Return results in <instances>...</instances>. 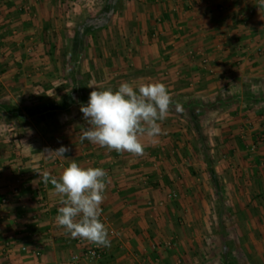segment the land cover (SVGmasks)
<instances>
[{"label":"crops","instance_id":"1","mask_svg":"<svg viewBox=\"0 0 264 264\" xmlns=\"http://www.w3.org/2000/svg\"><path fill=\"white\" fill-rule=\"evenodd\" d=\"M161 1L93 0L89 4L84 0L67 10L69 0H0V103L19 109L50 101L63 100L64 105L54 118L38 124L30 121L24 110V122L7 121L2 116L6 111L0 107V264H65L73 253L81 251L74 238L55 222L60 204L50 182L51 178L59 177L71 160L82 167L104 169L113 165L101 208L115 235L109 236L110 247H101L103 256L99 261L82 264H179L181 259L185 264L209 263L203 259L206 251L199 255L195 251L194 261L186 262L187 246L192 241L188 239V228L196 229L197 223L203 225L202 218L197 222L196 202L197 190L201 193L202 189L193 187L192 203L189 199L185 204L180 201L181 208H187L184 213L190 211L189 223L184 224L180 219L173 220L174 212L160 201L165 190L151 185L158 181L161 186L158 174L163 164L168 163V168H172L170 163L176 159L181 168L183 160L191 161V155L194 158L201 155L202 159L190 167L194 176L198 167L200 177L214 181L220 177L223 181L233 179L227 189L234 199L225 204L230 205L227 210L235 211V215L223 221L220 218L214 225L215 234H221L224 229L223 241L237 243V248L223 247L216 258L218 264H247L249 258L260 260V256L264 259V252L259 253L262 250L257 249L254 254L250 249L252 234L253 239L264 243V210H260L259 202L248 201L252 195L264 193V138L260 139V135L264 136V123H260L264 122L260 114L264 112V4L261 0H180L174 8L170 0L166 4ZM187 2L190 8L186 10ZM158 5L168 8L157 11ZM165 14L170 18H165ZM171 16L177 17L178 26L171 27V30L176 28V34L166 36ZM158 17L167 19L160 25L165 30L161 32L162 41L155 44V40L145 35L144 40L136 36L142 34L143 23L147 25L151 18ZM136 18L141 25L135 22ZM131 21L137 27L140 25V33L135 26L130 33ZM179 32L185 38L183 42ZM102 34L109 36V41L100 40ZM188 38L192 42L187 45L206 51L213 69L206 71L198 61L196 64L182 54L188 47ZM169 45L176 56L168 55L165 48ZM258 49L261 54L256 53ZM60 51L65 53L61 55ZM76 51L79 57L75 60L71 52ZM178 68L183 70L182 74L196 76L193 89L183 88L186 75H182L184 78L168 75ZM213 70L215 73H207ZM61 73L63 78H57ZM122 82L134 85L162 82L173 101L182 104V111H176L173 106L161 123L162 135L156 139L141 137L142 156L108 151L80 139L81 132L88 127L80 107L87 104L90 92L95 88L116 90ZM244 93L259 96L257 105L253 106L256 113L254 108H248L252 101L242 100ZM199 97L214 103L188 111L189 102L185 100ZM232 97L240 101L233 102ZM200 111L208 112L200 117ZM186 113L193 120L186 119ZM10 126H16L20 132L14 136L2 133L9 131ZM242 131H249L251 136L246 138L249 140L241 136ZM174 136L176 154L172 149ZM251 144L256 146L255 151L250 150L252 153L248 150ZM190 145L197 146L195 156L188 148ZM62 146L68 151L65 158H58L63 162V166H58L47 153ZM223 153L227 154L223 162L231 164L224 170L225 177L219 173L222 168L217 171L215 167L217 159L224 158ZM44 173L49 176L48 183L40 178ZM142 176L147 177L146 184L138 180ZM239 176L243 177L242 184L236 183L241 180ZM245 178L248 183L243 182ZM177 181L178 190L184 193L179 198H186L190 182L179 178ZM149 196L161 205L146 207ZM238 197L247 198L248 202H239ZM4 198L8 199L5 203L1 202ZM202 203L201 207L205 205ZM253 204L258 214L251 217L245 209L249 210ZM239 214L243 216L238 218ZM246 226L253 229L246 232L243 228ZM169 239L174 241L172 248H152ZM23 245L28 248L26 252L20 250Z\"/></svg>","mask_w":264,"mask_h":264},{"label":"clouds","instance_id":"2","mask_svg":"<svg viewBox=\"0 0 264 264\" xmlns=\"http://www.w3.org/2000/svg\"><path fill=\"white\" fill-rule=\"evenodd\" d=\"M264 4V0H261ZM91 87V86H90ZM182 111L162 82L132 84L122 82L116 90L91 91L80 112L88 124L80 134L81 141L106 148L108 151L144 154L141 137L156 139L162 135L161 123L170 110ZM66 147L48 150L49 158H65ZM44 183L47 173L40 174ZM109 181L100 167H82L71 160L58 178H51L60 207L55 217L57 226L72 238L83 239L97 247H110L109 229L102 222V208Z\"/></svg>","mask_w":264,"mask_h":264},{"label":"rangeland","instance_id":"3","mask_svg":"<svg viewBox=\"0 0 264 264\" xmlns=\"http://www.w3.org/2000/svg\"><path fill=\"white\" fill-rule=\"evenodd\" d=\"M147 1V0H146ZM171 2H172V6L174 7V8H177V6H178V4H179V2H180V0H170ZM177 1H179V2H177ZM84 2V0H69V2H68V6H67V10H71V9H73L74 8V3H78V4H81V3H83ZM90 2L92 3L93 2V0H88V3L90 4ZM141 2V1H140ZM144 2V1H143ZM162 2V4H166V0H162L161 1ZM156 3H158V2H156ZM160 4V3H159ZM189 2H187V5H185V7L187 6V8H185L186 10L187 9H189L190 7H189ZM167 8L168 7H160L159 5L157 6V8H156V10L158 11V10H164V9H166L167 10ZM184 10V9H183ZM171 12H173V11H171ZM170 16V15H169ZM174 16V15H173ZM173 16H171V19L170 20H172L171 22H169V27H167L166 28V30H167V35L166 36H171V35H173V34H176L175 33V29L176 28H174V29H172L171 30V27L172 26H178L177 24H175V23H177L176 21H178V19H177V17H173ZM161 18V19H160ZM163 20H167V19H164V18H162V17H158V18H156V19H153V18H151L150 20H149V22H147V25H145V23H143L142 25L140 24V22H139V20L136 18V23H138L139 22V24L141 25V28H143L144 30L142 31V34H139V35H136L137 37L139 36V38L140 39H142L143 38V36L145 35L146 37H148V38H150V39H154L155 41H156V43L155 44H157L158 43V41H162V38H163V36H162V34H161V32H163V31H165L160 25L162 24V22H163ZM133 22L131 21L129 24H130V33H131V27L132 26H135L136 28H138V29H136V31H137V33H140V25H138V27L135 25V24H132ZM157 24V25H156ZM113 27H116V25L115 26H113ZM150 27V28H149ZM135 31V30H134ZM148 31H149V34H148ZM152 31H155V33H156V37H154V38H152V36H151V32ZM157 31V32H156ZM172 31H174V32H172ZM177 31H179V30H177ZM171 32V33H170ZM132 34V33H131ZM187 34V33H186ZM189 35V34H188ZM132 36V35H131ZM178 36L180 37V39H181V42H183L184 40H185V38H183V34L182 33H180L179 32V34H178ZM109 36H105V35H101V39L100 40H103V41H109V38H108ZM118 38V37H117ZM173 39H175V38H173ZM142 40H144V39H142ZM186 45L189 43H191L192 42V40L190 39V38H188V39H186ZM151 45V44H150ZM180 45H181V43H180ZM188 47H186L185 48V50H183V53L182 54H184V56L187 58V60L189 59L190 61H193V62H195L196 64H197V56L196 55H194L193 56V54H196L197 53V46H189V45H187ZM156 47L158 48V45L157 46H155V49H156ZM170 45L169 46H166V48H165V50H168V55H170L171 57L172 56H176V55H172L173 54V51L172 50H169L170 49ZM151 48H152V46H151ZM152 50V49H151ZM61 53V55L63 54V53H65L64 51H60ZM157 52H159L158 50H157ZM205 52V54H204V56L205 57H207V60H208V66H207V68L205 69L206 71H209V69H213V68H211V61H210V59H209V57H208V55H207V53H206V51H204ZM176 53H178V52H176ZM256 53H260L261 54V51H260V49H258V51L256 52ZM167 55V56H168ZM159 57H162V55L160 56V55H158ZM193 56V57H192ZM185 58V59H186ZM170 61H172V60H170ZM236 61H238V62H241V60H236ZM199 63V65H201V63L200 62H198ZM179 67V66H178ZM177 68V67H176ZM209 68V69H208ZM166 69H168V68H166ZM203 69V68H202ZM167 72H168V70H166ZM39 72V71H38ZM182 72H183V70L180 68H178V69H176L175 70V72L174 73H169L168 75H171V77H176V78H178V77H181L182 75H186L185 77V83H182V86H183V88H185V87H187V88H192L193 89V87H194V85H196V83H197V78H196V76L195 77H193V76H190V75H187L188 73H183L182 74ZM108 72H106V74H107ZM109 73L110 74H112V71L111 70H109ZM208 74L210 73V75L212 74V73H215V71L213 70V72H207ZM167 74V73H166ZM109 74H107V76H108ZM109 76H111V75H109ZM184 76H182L181 78H184ZM193 77V78H192ZM57 78H63V73H61L60 75L58 74L57 75ZM64 84V83H63ZM62 84V85H63ZM52 87V86H51ZM180 87H177L176 89H179ZM194 99H197V102H199L200 103V105L201 106H208V105H210V103L212 102V103H214L213 101H211V100H205V99H202V98H194ZM186 101H188V99H186L185 100V102ZM255 105H257L256 103H252L251 105H249L248 106V108H250L251 110L254 108L253 106H255ZM184 111V110H183ZM256 111H257V109H256ZM185 112V111H184ZM201 112V111H200ZM208 112V111H207ZM207 112H205L204 113V111H203V113L201 112L200 114V117H202V116H206V113ZM254 112H255V108H254ZM175 113H177L176 111H175ZM256 113V112H255ZM183 114V113H182ZM190 114V113H189ZM189 114H187L186 113V115L188 116V117H185L186 119L187 118H190L191 120H193L192 119V117H191V115H189ZM204 114V115H203ZM260 114H262L263 115V117H262V119L264 120V112H262V113H260ZM185 115V114H184ZM259 116V115H258ZM260 118V117H259ZM261 119V118H260ZM200 119H198V123L200 122L199 121ZM260 121V120H259ZM260 123H264L262 120L260 121ZM204 126H205V124H204ZM16 126H13V127H9L10 128V130L9 131H5V130H2V133L3 132H6V133H8L9 135H11V136H14V134H16L17 132L19 133L20 131L18 130V129H16L15 128ZM8 128V129H9ZM204 129H206L205 127H204ZM264 130V129H263ZM1 132V131H0ZM16 132V133H15ZM192 134V133H191ZM2 135V134H1ZM0 135V136H1ZM175 135V134H174ZM189 135V134H188ZM194 135V134H193ZM200 135L202 136V131L200 132ZM204 135V134H203ZM205 136V135H204ZM241 136L242 137H245V139L246 138H248V137H250L251 136V134H249V131H242V134H241ZM194 137V136H193ZM261 138H264V136L262 137H260V139ZM175 140V136L173 137V146H172V149H173V153H175L176 154V151H177V149H176V145L174 144V141ZM247 140H249V139H247ZM210 145V144H209ZM189 150L190 151H192L193 153H194V156H195V154H196V151H197V146H195L194 148L190 145L189 147ZM188 150V149H187ZM189 150H188V152H189ZM249 150V152L250 153H252L251 151H250V149H248ZM255 150H256V148H255ZM254 150V151H255ZM178 153H179V151H178ZM190 154H191V152H189ZM175 154H172V156H175ZM222 155H224V158H218L217 159V162H215L216 163V168H217V171L219 170V169H221L222 168V170H219V173L220 174H222V175H224L225 173H224V170L225 169H227V168H229V166L231 165L228 161H226V162H223V160H226V156H227V154H222ZM230 156H232V155H230ZM191 157V161H189V158L187 159V161L186 160H183V162H182V167L180 168V166L181 165H179V162L178 161H176V159L173 161L174 163H170V166L172 167V168H168V166H167V164L165 163V164H163L162 166H163V168H162V172L160 173V174H158V175H160V177L158 178V180L160 181V183H161V186H160V184H158V181H157V183H152L151 185L153 186V188H156V187H159L158 189L159 190H161V188L162 189H164L165 190V196H166V194H167V192L168 191H171V190H173V191H175V193H176V196H175V198H173V200L171 199L170 201H167V200H165V196H163L162 195V199L160 200V201H163V203H165V208H170L171 209V211H172V213L174 212V215L172 216V218H173V220H177V219H180L181 221H183V223L184 224H186V223H189V219H190V217H189V213H190V211H188V213H184V211H185V209H187L186 207H184V209H182L181 207H183V206H181V204H179L180 203V201H182L184 204H185V201H187L188 199L190 200H188V202L189 203H192V200H191V197H192V189H193V187L194 186H197V189L198 188H200V189H202V191H201V193L199 192V190H197V195H196V193L194 194V195H196V197H197V222H198V219H203L202 221H203V225L202 226H200L198 223H197V228L196 229H192V227L190 228H188V234H190L189 236H188V239L189 240H191L192 239V241H190L189 243H190V245L189 246H187V250H188V254H189V258L188 257H186V262H188L189 260L191 261H194L193 260V255L195 254V251H197V254L199 255L200 253H201V251L203 252V251H206V257L205 258H203L204 260H205V262H208V261H210L209 263H206V264H218V263H220L219 261H217V257L220 255V253L224 250L223 249V244L225 243V241H223L224 239L222 238V237H224L225 238V234H224V229H223V231H221V234H215V229H216V227H215V225H214V223L216 222V220H218V219H222V221L225 219V218H227V216L228 217H231V216H233V215H235V211L234 212H232V211H230V210H227V208L228 207H230V205L229 204H227L228 205V207L226 206V202H229V201H232V199H234V195L233 196H231L230 195V193L228 192L229 190L227 189V188H229V187H231V183L233 182V179H231V178H229V179H226V178H224V181H223V179L220 177V178H217L216 179V181H214L213 179H208V178H206V177H200L199 176V172H198V170H197V168H195L196 170L195 171H197V176H194L193 174H192V172H190V170H191V168L190 167H193L192 165L195 163V162H198V161H202V159H201V155L199 156H197V158H194V157H192V155L190 156ZM229 158V157H228ZM62 158H60V160H61ZM192 159H194V160H192ZM228 160V159H227ZM185 161V162H184ZM62 162V161H61ZM218 162H220L219 164H218ZM63 163V162H62ZM218 164V165H217ZM165 166V167H164ZM185 166V167H184ZM214 166V165H213ZM183 168V169H182ZM189 170V171H188ZM166 172L167 173H169V174H166ZM239 173H241L240 171H239ZM182 175H186V177L185 176H182ZM142 177H144L145 179L147 178L146 176H142ZM224 177H225V175H224ZM140 178V177H139ZM161 178V179H160ZM179 178V180H183V181H186V182H190V184H191V186H189L190 188H188L189 190H188V192L186 193V198H183V199H180L179 197L181 196V191L180 190H178V186H177V179ZM239 178L241 179L240 181L238 180V181H236V183L237 184H242V178L243 177H241V176H239ZM206 180V181H205ZM247 182L248 180L245 178V180H243V182ZM148 182V179L147 180H145V182L143 183V184H146ZM206 182H208V183H206ZM140 183H142V182H140ZM162 183H164L165 185H167V187H165V186H163V184ZM248 183V182H247ZM200 186V187H199ZM229 186V187H228ZM263 187H264V185H263ZM263 189V188H262ZM182 195H184V193L182 194ZM239 197L241 196V195H238ZM150 197V196H149ZM235 198L237 201H239V202H243V201H247V198L244 200V199H242V198ZM203 200V201H202ZM255 200V203L256 204H258V202H259V205H260V207H262V209H260V210H264V207L260 204V202L262 203V204H264V193H262V194H257L256 196H254V195H252V197L248 200V201H254ZM147 201H150V203H151V206H149V205H147ZM204 202V204L205 205H203V207H201V204H203L202 202ZM247 201V202H248ZM161 205V202H153L152 201V198L150 197L149 199H147L146 200V203H145V206L146 207H151V208H157L158 206H160ZM246 207V206H245ZM253 207V208H252ZM255 206H254V204L249 208V210H246L245 209V211L247 212V214H248V216H249V214L251 215V217H254V216H257V211H255ZM180 210H182V213L180 212ZM178 213H180V214H178ZM198 213H202L201 215H200V217L198 216ZM186 214V215H185ZM243 215L242 214H239V215H237V217L238 218H240V217H242ZM236 217V216H235ZM177 222V221H176ZM211 223H213L212 225H211ZM176 224V223H175ZM232 227H230V229H231ZM238 227H235V229H237ZM242 227H239V232L241 233V234H243L242 233V229H241ZM244 229H245V231L247 232V229H249L250 228V230H252L253 229V227H243ZM175 229V228H174ZM236 232H237V230H236ZM232 232H229V234H231ZM250 233H251V231H250ZM236 234V233H235ZM221 235V236H220ZM251 236V243H250V245H251V247H250V249H252V250H254V254H256L257 253V249H260V250H262V251H260L259 253H262V252H264V243L262 244V242L260 241L259 242V239H253V234L252 235H250ZM198 237V238H197ZM208 239V240H207ZM205 243V248H203V244ZM259 243H260V245H259ZM227 246H228V248H231L232 250H234V249H236L237 247V243L234 245V242H229V241H226V243H225ZM232 245H234L235 247H233ZM198 247V248H197ZM191 255H192V259H191ZM216 259V260H215ZM184 259H181V261H180V263L179 264H185L184 263ZM249 262L250 263H247V264H259L260 262L263 264L264 263V259H262L261 258V256H260V260L258 259H255V258H252V259H250L249 258Z\"/></svg>","mask_w":264,"mask_h":264},{"label":"trees","instance_id":"4","mask_svg":"<svg viewBox=\"0 0 264 264\" xmlns=\"http://www.w3.org/2000/svg\"><path fill=\"white\" fill-rule=\"evenodd\" d=\"M184 8H187L184 7ZM165 18L169 19V15L165 14L164 15ZM164 18V19H165ZM151 36L152 38L156 37V33L155 31H152L151 32ZM154 40V39H153ZM197 51H201L203 53V55L205 54V50L204 49H198L197 48ZM79 52L76 51L75 53L71 52V58H75V60L79 57ZM196 55L197 56V61L200 62L201 58L199 55L197 54H193V56ZM192 56V57H193ZM201 66V65H200ZM202 67V66H201ZM204 69V68H203ZM259 96H255L253 94H250V93H244L243 94V101L246 102V103H249V102H258L259 101ZM231 101L233 102H237V101H240V99L238 98H235V97H232L231 98ZM62 102H58V101H50V102H47V103H43V104H39V105H33L32 103L30 105H25L22 107V109H19L17 107H14L12 106V104H9V103H4V104H1L0 103V107L2 109H4V111H6V113L2 114L3 117H5V119H7V121H14V122H18V123H22L25 121V117H30V121H32L33 123H36L38 124L39 122L41 123H45L49 118H54L57 114V112L61 109H64V105H62ZM187 102H189L187 105H186V108L189 109L188 111H191V109L193 107H197V108H201L202 106L200 105L199 102H197V99H194V98H190ZM184 106V105H183ZM58 109V110H57ZM22 110L25 111V114L26 116H24L22 114ZM197 111H199V109H197ZM17 129V128H16ZM261 137V135H260ZM247 140V139H246ZM246 140L244 142H246ZM255 141V140H254ZM238 143V142H237ZM239 145L240 146H243V144H241V142L239 141ZM252 145V144H251ZM251 145L248 147L250 149ZM256 148V146H255ZM255 148L252 150V152L255 150ZM210 163H208L209 165ZM210 167V166H209ZM208 167V169L211 170ZM214 180V179H213ZM216 180V178H215ZM168 193V192H167ZM165 200H171V199H168L167 197V194L166 196L164 197ZM173 200V199H172ZM226 243V242H225ZM223 244V247L226 248V244ZM227 249V248H226ZM103 256V254L101 255V257Z\"/></svg>","mask_w":264,"mask_h":264},{"label":"built area","instance_id":"5","mask_svg":"<svg viewBox=\"0 0 264 264\" xmlns=\"http://www.w3.org/2000/svg\"><path fill=\"white\" fill-rule=\"evenodd\" d=\"M22 8H23V6L21 7V9ZM25 9L28 10L29 7L25 6ZM196 54L199 55L201 58L200 63H201L202 68L206 69L208 66L207 57H205L201 51H197ZM254 148H255L254 145H251L250 150H253ZM53 162L55 164H57L58 166H63V163L58 158H54ZM104 169L107 171L108 177H109L113 172V165H110ZM138 180L141 181L142 183H144L146 179L144 177H140ZM175 196H176L175 191H173V190L168 191V193H167L168 199H173V198H175ZM7 200L8 199L4 198L1 200V202L5 203V202H7ZM147 205L151 206L150 201H147ZM101 220L109 229V236H114L115 230L112 227L107 225L106 220L103 218V216H101ZM34 236L35 235H33V237ZM74 240H75L76 244L81 248V251L79 253H73L69 257V259L65 262V264H82L83 261L86 263H94V262H97L101 259V255L103 254V250L101 247H97L93 244H90L86 240H83V239L74 238ZM34 243H35V241H34ZM173 245H174V241L172 239H169L165 242H158L156 245H153L152 248H155L156 246H163L166 248H172ZM5 248L6 249L8 248L7 244H6ZM20 250L26 252L28 250V248L23 245L20 247ZM32 251H34V248Z\"/></svg>","mask_w":264,"mask_h":264}]
</instances>
